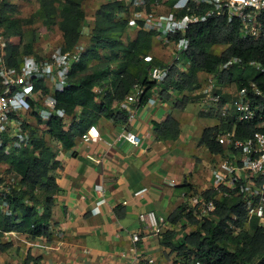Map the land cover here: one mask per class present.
Wrapping results in <instances>:
<instances>
[{
  "label": "trees",
  "instance_id": "obj_1",
  "mask_svg": "<svg viewBox=\"0 0 264 264\" xmlns=\"http://www.w3.org/2000/svg\"><path fill=\"white\" fill-rule=\"evenodd\" d=\"M99 1L98 14L102 23L92 24L91 46L83 50L75 61L68 86L55 93L58 107L63 108L70 117L68 128H65L61 118L53 116L47 122L40 123V130H32L31 145L13 149L9 154L0 150V164L8 165L6 172L0 176V241L5 236L4 232L10 231L34 238L52 237L51 207L54 195L59 191L56 181L59 164L54 143L60 142L65 148H71L75 138L102 116L126 122L127 113L120 108L121 102L135 83L147 84L150 88L153 85L149 81L150 68L166 63L153 53L157 46L155 32L139 29L127 43L119 38V26H126L127 22L125 19L123 23H118L116 15L119 11L128 10L125 4L117 0ZM38 3L39 7L29 17L14 16L15 5L10 0L0 3V33L7 41L9 64L19 65L24 55L42 52L36 46L38 32L42 28H59L62 31L60 43L66 49L77 44H84L85 49L86 39L89 38L83 31L88 20L83 0H38ZM24 23L40 25L26 30ZM187 35L191 44L183 58L189 66L184 70L172 67L162 91L167 98L172 95L170 89L176 90L179 96L177 106L180 108L198 99L190 93L201 87L202 72H217L219 66L232 57L240 59L242 63L255 60L264 66V41L242 38L238 22L213 18L192 26ZM178 36L180 34L175 37ZM221 45H226L224 50L215 53L214 48ZM99 48L110 50L109 60H101ZM149 54L153 56L151 62L145 59ZM111 62L117 64L113 75ZM243 74L244 69L234 64L219 72L217 78L220 84L236 83L239 87L253 81L264 91V72H254L249 79H244ZM148 88L146 91L149 93ZM258 101L263 103L261 97ZM145 102L144 97L142 103ZM216 116L220 123L206 127L200 141L212 153L223 151L215 137L222 128L230 127V124H223L219 112ZM255 129L253 122H240L237 131L240 136H245ZM155 130L160 139H176L181 132L180 122L176 117L168 116ZM204 194L206 197L213 195L212 190ZM3 200L8 203L7 207ZM247 217L246 209L236 198L218 200L217 210L202 220L196 219L192 210L187 211L186 205H181L168 216L170 222L176 223L185 218L195 225V229L183 239L175 231L169 230L163 234V244L177 253V264H264V226L253 218L247 227ZM1 246L5 248L10 243ZM39 259L28 253L22 264H39Z\"/></svg>",
  "mask_w": 264,
  "mask_h": 264
},
{
  "label": "crops",
  "instance_id": "obj_2",
  "mask_svg": "<svg viewBox=\"0 0 264 264\" xmlns=\"http://www.w3.org/2000/svg\"><path fill=\"white\" fill-rule=\"evenodd\" d=\"M159 47L154 55L168 62L169 54L158 52ZM205 75L202 72L200 79ZM190 94L198 99L183 108L177 106L178 92L135 106L127 126L141 136L138 145L119 138L126 123L106 116L94 123L102 139L85 141L87 129L71 148L54 143L59 191L51 207L53 235L34 238L11 231L0 241V264H22L28 253L39 257V264H177V253L163 244L164 235H148L140 215L155 210L168 217L179 206L191 205L193 194L210 190L215 157L200 141L204 129L220 119L215 105L198 90ZM200 99L210 107L199 108ZM168 116L180 122L176 139H160L155 130ZM102 198L100 212L94 213ZM173 224L166 232L173 230L178 237L195 229L184 218ZM134 233L140 235L135 244ZM6 242L10 246L3 248Z\"/></svg>",
  "mask_w": 264,
  "mask_h": 264
},
{
  "label": "built area",
  "instance_id": "obj_3",
  "mask_svg": "<svg viewBox=\"0 0 264 264\" xmlns=\"http://www.w3.org/2000/svg\"><path fill=\"white\" fill-rule=\"evenodd\" d=\"M121 1L126 2L128 10L120 12V15L130 28L155 32V38L163 44L172 45L173 52L165 65L150 68L149 81L153 82L150 88L147 84L135 83L120 104V108L127 113V121L119 138L135 145L140 144L141 136L127 126L134 117V107L140 105L144 97L146 102L152 103L162 96L164 83L172 67L186 69L188 63L183 54L191 44L187 33L192 26L213 18H226L228 22H238L242 38L264 41V0ZM167 5V11L160 10ZM176 34L180 36L175 37ZM6 48L7 41L0 33V150L9 154L13 149L31 145L32 130H40V123L47 122L53 116L61 118L65 128H68L70 117L63 108L58 107L55 93L68 86L73 66L81 56L84 44L66 49L63 44L56 43L39 54L24 55L19 65L9 64ZM145 59L151 62L153 56L149 54ZM234 64L264 72V66L258 61L242 63L240 59L232 57L219 66L217 72L205 73V81L198 91L218 107L223 124H230V127L222 128L215 137L223 151L213 153L215 159L210 165V190L213 195L206 197L204 194H193L191 205L186 206L196 219L202 220L217 210L218 200L236 198L247 211L246 226L250 225L253 218L264 226V91L253 81L237 90L231 85L220 87L217 78L219 72ZM146 88L149 89V95ZM97 90L100 91L99 88ZM169 93L176 94L177 91L170 89ZM259 97L263 103L258 101ZM240 122H253L256 129L240 136L237 131ZM83 138L89 141L92 138L102 139V136L98 127L91 125ZM98 187L103 190V186ZM3 202L7 207L8 203L5 200ZM104 202V198L99 200L93 212L99 213L100 204ZM140 217L150 236L161 238L169 226L175 227L168 217L155 210L141 213ZM234 219L237 217L234 216ZM10 232L4 233L9 235ZM185 235L182 232L179 238L183 239ZM132 240L134 244L137 243L140 235L134 233ZM132 249L135 250L136 246Z\"/></svg>",
  "mask_w": 264,
  "mask_h": 264
},
{
  "label": "rangeland",
  "instance_id": "obj_4",
  "mask_svg": "<svg viewBox=\"0 0 264 264\" xmlns=\"http://www.w3.org/2000/svg\"><path fill=\"white\" fill-rule=\"evenodd\" d=\"M111 1H116V0H111ZM117 1L122 2L123 5L124 4L126 5L125 1H121V0H117ZM10 2L15 5V7H14L15 13L13 15L17 16V17H29L30 15H33V13L38 8L37 0H10ZM83 5H84V8H86L84 10H86L87 18H88L87 23L83 27L84 33H86V35L89 38V39H86V43H85V49L84 50H87V48H89L91 46V42H90V37L92 35V32H90L91 28H92L91 26H92V24H94V26H95V25L99 24L100 22L102 23V18L100 16V14H98V9L100 7V1L99 0H83ZM160 10L161 11H167L168 5L162 6ZM116 18H117V22L120 24L123 23V21L125 20V18L120 15V11H119L118 15H116ZM23 25H24V29L28 30L30 28H36L40 24L39 23H34V24L24 23ZM61 32L62 31L59 28H57L56 26H54L53 30H47L44 28L40 29L38 32L39 37H38L37 43H36L38 45L37 49H40L38 51H43L44 49L50 47L51 45H54L58 42H62V33ZM136 34H137V30L130 28L126 24V26H124V25L119 26V30H118L117 35H119V38L124 43H127L130 40H132L136 36ZM155 40H156L155 44L157 46H160L159 47L160 49L157 51L161 52L164 50L163 52L166 54V56H168V54H169V57L167 58V61H169L171 59V56L173 53L171 50L172 45L163 44V42L157 38H155ZM225 46L226 45H221V46L215 47L214 52L220 53L222 50H224ZM99 52L101 55V60H103V61L109 60V56L111 55L110 50L105 49V48H99ZM163 57H165L164 54H163ZM110 66L112 69L111 75H113V73L117 69V64H116V62H111ZM186 68H188V66H186ZM253 73H254L253 69H250V70L245 69L244 74H243V78L244 79L250 78L253 75ZM204 81H205L204 78L201 77V82L204 83ZM233 87L235 89L237 87V84L233 83ZM199 101H201V99ZM198 107L201 108L202 110H206L207 108L210 107V105L207 101L203 100L198 105ZM7 167H8L7 164H0V176L6 172ZM10 175L15 178V175L13 173H11ZM15 180H16V178H15ZM193 227H195V225ZM0 256H1V254H0ZM5 264H15V263H12V261L7 260Z\"/></svg>",
  "mask_w": 264,
  "mask_h": 264
},
{
  "label": "clouds",
  "instance_id": "obj_5",
  "mask_svg": "<svg viewBox=\"0 0 264 264\" xmlns=\"http://www.w3.org/2000/svg\"><path fill=\"white\" fill-rule=\"evenodd\" d=\"M188 66H189V64H188ZM241 68V67H240ZM242 69H244V68H242ZM247 69V68H246ZM245 70V69H244ZM247 70H250V68L249 69H247ZM254 72H256V71H254ZM205 73H207V72H205ZM249 79V78H248ZM250 82V81H249ZM202 85V84H201ZM218 85L221 87V86H229V85H231V87L234 89V87H233V83H231V84H220L219 82H218ZM238 88H240L239 86H237L234 90H237ZM147 95H149V93L147 94ZM211 102V101H210ZM141 104H143V103H141ZM140 104V105H141ZM214 104V103H213ZM215 105V104H214ZM215 110H216V113L217 112H219V110H218V107L215 105ZM126 112V111H125ZM220 113V112H219ZM221 114V113H220ZM125 123V122H124ZM94 125V124H93Z\"/></svg>",
  "mask_w": 264,
  "mask_h": 264
}]
</instances>
